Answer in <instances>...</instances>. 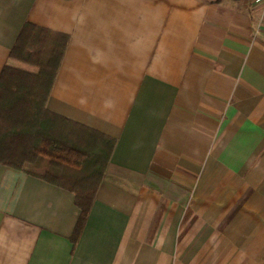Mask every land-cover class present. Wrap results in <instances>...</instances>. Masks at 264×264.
Returning a JSON list of instances; mask_svg holds the SVG:
<instances>
[{
    "label": "crops",
    "instance_id": "1",
    "mask_svg": "<svg viewBox=\"0 0 264 264\" xmlns=\"http://www.w3.org/2000/svg\"><path fill=\"white\" fill-rule=\"evenodd\" d=\"M26 24L108 161L76 240L75 194L0 162V264H264V0H0V77Z\"/></svg>",
    "mask_w": 264,
    "mask_h": 264
},
{
    "label": "trees",
    "instance_id": "2",
    "mask_svg": "<svg viewBox=\"0 0 264 264\" xmlns=\"http://www.w3.org/2000/svg\"><path fill=\"white\" fill-rule=\"evenodd\" d=\"M22 43H25V57L20 59L22 62L31 63L38 71L30 73L9 64L1 74L0 119L2 120H0V126L3 121L8 122L7 129L0 127V162L20 169L23 165L19 164L20 161L31 164L32 161L43 158L61 166L78 169L79 162L86 159L87 154L68 144L63 136L56 137L58 127L54 129L51 125L48 126L45 117L52 116L45 110V106L60 68L68 38L26 24L20 32L11 59H15L16 50L23 49ZM35 105L42 107L41 113L35 110ZM21 116L22 119H19ZM52 117L55 122L70 124L57 116ZM80 130L85 131L83 128ZM87 139L92 143L88 137ZM6 153L12 154L13 157ZM17 158L18 162L14 160ZM93 159L94 157L91 156L89 160ZM107 161L108 156L105 155V167ZM102 176L103 174L98 180L97 187L92 191L77 190L53 179L47 173L42 176L46 181L75 194V202L81 214L75 227L73 240H76L82 231Z\"/></svg>",
    "mask_w": 264,
    "mask_h": 264
},
{
    "label": "rangeland",
    "instance_id": "3",
    "mask_svg": "<svg viewBox=\"0 0 264 264\" xmlns=\"http://www.w3.org/2000/svg\"><path fill=\"white\" fill-rule=\"evenodd\" d=\"M25 43H22L23 49H18L15 51L14 53L15 59L11 60V65L30 73H37L38 69L34 65H32L31 63L22 62L23 59L22 57H25V53H24ZM34 107L35 110L37 111L39 110L40 113L42 112L41 106L35 105ZM16 116L17 115H15V117ZM19 119H22V116ZM7 122L8 121H3V123L1 124L3 129L5 128L7 129ZM52 127L54 129L58 127L59 131L56 132L57 133L56 137L63 136L68 144H71L72 146L79 149L81 152L87 154L86 159L82 160V162H79L80 163L79 168L75 169L72 167L61 166L59 164H55L43 158L36 159L34 162L32 161L31 164L22 163L21 161L19 162V164H23L25 169L28 171L47 173L53 179H56L61 183L71 186L77 190H81V191L94 190L97 187V183L101 175L104 174L106 171V167L104 165L105 155L100 154L101 152H99V150L95 151L92 146V143H90L88 139L83 136V133L81 131H79L76 127L72 126L71 124L57 121L54 122V126ZM6 154L13 157V155L10 153H6ZM91 156L94 157L93 160H89ZM14 160L18 162V158ZM95 166H97V168ZM215 251H219V250H215ZM218 254L219 253H216V256H218Z\"/></svg>",
    "mask_w": 264,
    "mask_h": 264
}]
</instances>
